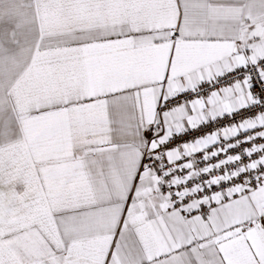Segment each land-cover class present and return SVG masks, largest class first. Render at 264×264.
<instances>
[{
	"label": "snow or ice",
	"instance_id": "6c2138e0",
	"mask_svg": "<svg viewBox=\"0 0 264 264\" xmlns=\"http://www.w3.org/2000/svg\"><path fill=\"white\" fill-rule=\"evenodd\" d=\"M0 264H264V0H0Z\"/></svg>",
	"mask_w": 264,
	"mask_h": 264
}]
</instances>
